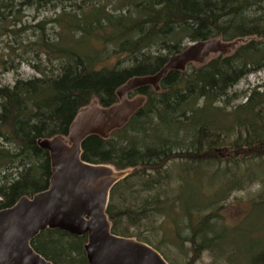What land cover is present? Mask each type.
Listing matches in <instances>:
<instances>
[{
  "label": "trees",
  "instance_id": "trees-1",
  "mask_svg": "<svg viewBox=\"0 0 264 264\" xmlns=\"http://www.w3.org/2000/svg\"><path fill=\"white\" fill-rule=\"evenodd\" d=\"M95 2L0 0V34L13 33L10 23L22 6H61L52 21L63 30L57 40L44 35L39 44L56 56L55 66L34 65L37 76L0 85V209L47 187L49 155L37 139L65 137L81 108L93 101L104 107L117 102L115 91L128 78L154 74L187 43L240 39L226 54L169 71L158 90L144 86L130 92L145 97L142 107L108 138L88 136L81 159L136 168L111 189L106 214L113 234L135 237L156 250L142 222L150 226L161 215L160 228L163 205L172 207L180 198L170 187L166 166L178 161L180 172L206 168L211 183L217 181L213 186L218 185L209 195L232 185L220 199L175 216V224L188 230L181 238L190 244L186 264L204 252L212 257L209 264H264V243L220 244L216 230L223 218L221 203L232 189L258 180L262 186L254 202L264 204V81L230 94L241 79L264 68V0H124L122 10ZM86 37L100 39L102 48L82 49ZM108 42L114 54H124L126 66L121 60L101 65L109 56ZM7 64L0 56L2 70L14 68ZM241 97L244 101L235 104ZM85 241V236L46 229L30 244L52 264H84Z\"/></svg>",
  "mask_w": 264,
  "mask_h": 264
},
{
  "label": "water",
  "instance_id": "water-1",
  "mask_svg": "<svg viewBox=\"0 0 264 264\" xmlns=\"http://www.w3.org/2000/svg\"><path fill=\"white\" fill-rule=\"evenodd\" d=\"M240 41L208 39L189 43L154 74L128 78L115 91L117 102L104 107L93 101L81 108L65 137L37 139V146L49 155L48 185L0 209V264H52L30 244L46 229L85 236L84 264H168L151 245L111 232L106 214L111 189L136 168L116 169L110 164L83 161L81 144L90 135L106 139L128 122L145 101L142 94L129 97L130 92L144 86L158 90L169 71H183L188 64L200 63L210 54H226Z\"/></svg>",
  "mask_w": 264,
  "mask_h": 264
},
{
  "label": "rangeland",
  "instance_id": "rangeland-1",
  "mask_svg": "<svg viewBox=\"0 0 264 264\" xmlns=\"http://www.w3.org/2000/svg\"><path fill=\"white\" fill-rule=\"evenodd\" d=\"M95 1L103 5L106 4L108 9L122 10L124 8V0ZM61 11V6L38 8L22 6L19 8L16 19L10 23L12 25L9 30H12L13 33L6 31L0 34V56L8 60L7 66H14L7 71L0 68V85H13L17 79L26 80L37 76L34 65L50 68L51 64L53 66L57 64L56 56L39 44L44 35L55 41L59 34H62L63 30L60 25L52 21L57 18ZM75 36L76 38L79 37L78 31L75 32ZM86 39V43L81 44V48L84 50H99L103 46L98 38L86 37ZM105 47L109 56L102 61L101 65L111 67L118 60H121L122 66L127 65L123 53L114 54L111 51V43H106ZM35 51H37L36 54ZM258 72L248 74L241 79L231 89L230 94H242L243 91L264 81V68ZM242 101H244V97L235 100L234 103ZM177 162L169 163L166 166V171L171 177L170 187H176L174 192L180 198L173 203L172 207H168L169 209L163 205L165 214L160 228L158 227L162 220L161 215L151 219L153 220L151 223L153 228H150L152 226H149L147 221L142 222L145 226V228L142 226L143 234L149 236V239L158 245L157 251L161 253L168 264H186L190 255V244L181 239L188 233V230L184 224L181 226L175 224V216L193 210L195 205H206L220 199L226 193V189L232 185L230 182L226 183L217 193L209 195L218 186H213L217 181L211 183L212 178L209 171L206 168H201L180 172L182 166L180 162ZM245 168L243 164L240 167V172H243ZM177 174H180L178 186ZM261 186L258 180L250 181L241 188L232 189L228 192L221 203L223 208L219 211L220 216L223 217L220 221L221 225L216 229L222 235L219 240L220 244L228 243L242 247L247 244L264 243V204L257 206L254 202ZM136 230L135 227L129 228L131 232H136ZM178 232L180 233L179 238L176 235ZM211 261L212 257L209 252H204L201 258L193 264H209Z\"/></svg>",
  "mask_w": 264,
  "mask_h": 264
},
{
  "label": "flooded vegetation",
  "instance_id": "flooded-vegetation-1",
  "mask_svg": "<svg viewBox=\"0 0 264 264\" xmlns=\"http://www.w3.org/2000/svg\"><path fill=\"white\" fill-rule=\"evenodd\" d=\"M128 96L131 97L132 95L129 93Z\"/></svg>",
  "mask_w": 264,
  "mask_h": 264
},
{
  "label": "bare ground",
  "instance_id": "bare-ground-1",
  "mask_svg": "<svg viewBox=\"0 0 264 264\" xmlns=\"http://www.w3.org/2000/svg\"><path fill=\"white\" fill-rule=\"evenodd\" d=\"M14 24V23H13ZM215 40V39H214ZM241 42V41H240ZM259 73V72H258ZM257 86V85H256ZM240 94V93H239ZM164 258V257H163Z\"/></svg>",
  "mask_w": 264,
  "mask_h": 264
}]
</instances>
